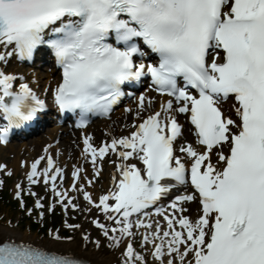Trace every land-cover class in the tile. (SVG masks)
Segmentation results:
<instances>
[{
    "label": "snow or ice",
    "instance_id": "6c2138e0",
    "mask_svg": "<svg viewBox=\"0 0 264 264\" xmlns=\"http://www.w3.org/2000/svg\"><path fill=\"white\" fill-rule=\"evenodd\" d=\"M42 45L52 50L62 68L54 102L61 112L79 110L80 127L89 114L108 115L124 95L121 86L144 76H150V88L173 98L161 105V111L134 124L129 135L99 147L91 143V136L84 137L83 155L90 158L96 177L102 169L98 160L109 153L120 160L113 187L98 202L77 184L83 168L73 166L71 174L70 190L82 191L89 205L117 225L110 228L92 220L112 242L110 247H119L125 236L133 235L134 215L155 206L175 185L190 182L194 191L176 197L170 214L157 209L167 227L157 222L155 230L143 236V244L152 245L154 259L159 264H264V0H0V46L12 48L0 54V62L13 53L30 60ZM149 54L158 57L155 63L136 61ZM17 80L23 77L0 70V119L7 122L0 126V143L12 128L45 108L27 83L14 89ZM229 98H234L236 119L223 109ZM146 101L151 103L145 94L138 97L140 111ZM180 114L194 126L199 146L185 143L178 149L190 166L177 154ZM45 159L47 166L40 168ZM26 179L32 185L41 180L50 184L58 198L55 203L63 209L79 208L69 190H59L56 182L64 180V173L51 155L32 162ZM21 187L16 185L17 197ZM41 199L37 208L44 207ZM197 199L200 214L193 220L182 205ZM65 226L80 228L67 222ZM136 226L153 227L141 221ZM123 257V264H147L130 241ZM0 264L94 262L0 238Z\"/></svg>",
    "mask_w": 264,
    "mask_h": 264
},
{
    "label": "bare ground",
    "instance_id": "6f19581e",
    "mask_svg": "<svg viewBox=\"0 0 264 264\" xmlns=\"http://www.w3.org/2000/svg\"><path fill=\"white\" fill-rule=\"evenodd\" d=\"M4 51L5 54L9 51H12L11 47L5 48L4 46H0V52ZM21 67L16 63H12L10 65V68L13 69L11 72H6L9 74L16 75L17 77H23V80H17V82H25L28 79V75H30L28 72L23 71V67L19 68L21 72H14L16 68ZM7 68V67H6ZM0 70H3V66L0 65ZM4 71V70H3ZM55 73V70H49L48 73L46 74V81L44 82L43 88L41 92L39 93L41 97L44 98V96L48 95V93L55 87L56 82L58 80V75L54 76L53 74ZM57 73V72H56ZM31 83L38 88L39 82L37 80V76L30 78ZM41 81V80H40ZM42 86V85H41ZM52 88V89H51ZM138 92V93H137ZM136 97L134 101L128 102L122 112H118L117 115L115 116L114 119H102L100 121H97L93 123L95 125L94 129H91V125H88L85 129L81 130H75V129H69V128H64V127H58L55 126L51 129H49V132L44 135H40L39 137L33 138L31 141L28 143L22 141L21 144L16 146L12 142H7L5 144V147H10L11 151L13 153V160H11V167L9 169H6L7 172H13L16 174L17 172L21 173L23 176L22 178L26 179V173L28 172L29 167L32 164V160L35 158H26L24 160V168H21L19 165V162L21 160H18L20 154H23L27 152L28 154L33 153V152H38V157L51 155L54 153L55 149L53 150V144L59 145V142L57 141L58 138H60V143L63 146L59 151V155H57V158H55V164L57 166L62 167L63 171L65 169L68 170V182L64 187H62L61 191L64 190H69L70 196H77L79 204L84 202L85 204V209L90 208L91 211H85L83 213V221L81 222L80 228L78 230V235L83 237V243L80 247L77 246V241L76 239L74 240H55L53 239L52 236H50L47 239H42L39 236L29 234L27 232H22L18 231L15 228H11L8 226H4L0 224V238H9L13 239L17 242H25V243H30L33 244L34 246H39L43 247L46 250H58L61 253H70V254H75V256L78 257H86L89 260L93 261L94 264H123V259L122 254L124 251V248L126 244L130 242H135L133 236H125L122 240V243L120 244L119 247H110L109 245L112 243L109 241L106 237H104L101 234V230L99 229V233H96L94 229H91L87 226L86 223L92 222L93 219H99L101 222L107 224L110 228L111 227H117V225L112 222V221H107L104 219V213L101 212L100 210L92 207L91 205L88 204L86 200H84L83 197L78 196V191H71V185H72V171L73 166L83 168V172L81 173V179L77 181V184H83L84 189L91 193L92 197L94 200L98 202L99 196L105 194L108 189L113 187V182L111 180V177L115 175H119L116 172V167L115 164L119 163V157L116 156L114 153H110L109 159L106 157L103 161H97L98 164L102 165L101 169V175L96 177L95 173L93 171V165L90 162V158H86L85 155H83V151L81 147L84 145L83 140L85 136H91L92 140L91 143L94 146L99 147L101 144L110 142L112 138L114 137H121V136H126L128 135V132L131 129H127V127L131 124H136L140 118H141V113H153L156 111L160 105L166 103L167 100L171 99L170 97L166 95H158L155 94L153 91H151L148 88H143L140 91H137ZM141 94H145L146 97L151 101L150 104L147 103L146 101V107L145 110L140 111L138 108V97ZM232 102L230 99L223 105V109L226 112L231 113L233 116V108H232ZM151 108H154L152 111H149ZM126 109H131V111H127ZM120 111V110H119ZM116 112V111H115ZM139 113V115H137ZM114 114V111H112L109 116H112ZM183 115H180V121L183 124L184 130H188L187 127H191V125L186 122V117L185 120L183 118ZM129 128V127H128ZM77 132V133H76ZM183 137L184 140L177 146V154L181 155L182 158L186 161L189 162L188 158L184 156V154L179 153L178 149L181 145L185 143H190L194 147H199L196 144V136L194 135L193 129H191V132L189 131H183ZM80 144V151L78 153H75L74 148H77V145ZM47 148V152H45V149ZM57 148V147H56ZM53 150V151H52ZM225 152V147L223 149ZM44 155H43V154ZM52 156V155H51ZM35 157V156H34ZM218 157L216 156L215 152L212 154V161L215 163L217 161ZM4 160V159H3ZM9 162V163H10ZM34 162V161H33ZM139 165L138 161H133ZM6 164V163H5ZM46 165V159L41 161L40 168H44ZM7 168V167H6ZM83 177H87V179H84ZM27 180V179H26ZM59 180V179H58ZM57 180V182H59ZM91 180L92 183L89 184L88 181ZM42 181V180H41ZM28 182V180H27ZM56 182V183H57ZM29 183V182H28ZM20 184L19 182L13 184V189L14 191H18L16 188V185ZM49 188H51V185H48ZM83 196V195H82ZM84 200V201H83ZM185 205H188V203H184ZM183 204V205H184ZM182 205V206H183ZM184 205V206H185ZM183 206V207H184ZM198 205L196 206L195 204H189V207L187 208V212L184 214L189 216L191 219H196L198 216ZM154 228L147 229L145 227H139L141 234L146 235L148 234L149 231H154L155 230V225L157 222L161 225L162 228H166L167 224L166 221H164L163 216L158 217L157 220H154ZM133 227H136V222H133ZM89 225V224H88ZM14 227V226H13ZM96 230V229H95ZM98 232V231H97ZM87 235L89 237L88 241L84 240V236ZM110 235H113L110 232ZM115 235H119V233H116ZM143 239V238H142ZM78 240V239H77ZM96 241H99L100 247L96 246ZM159 242V241H157ZM107 244V245H106ZM148 250L149 253L152 257V262L150 264H159V261H156L154 257L152 256V245H148ZM167 256H165V260H167ZM179 264V262H177Z\"/></svg>",
    "mask_w": 264,
    "mask_h": 264
},
{
    "label": "rangeland",
    "instance_id": "374dc122",
    "mask_svg": "<svg viewBox=\"0 0 264 264\" xmlns=\"http://www.w3.org/2000/svg\"><path fill=\"white\" fill-rule=\"evenodd\" d=\"M10 63H11V61H8L7 64H5V65L3 64V66H4L3 70L9 71L8 66L10 65ZM19 68H22V67L16 68L14 72H16V73L21 72ZM11 70H13V69H11ZM23 71L28 72L30 74V75H28V77L30 76V78L37 76V80L42 81V86H40V90L43 88L44 82L47 79L46 78V74L48 73L47 68L40 69V68H31L30 67L27 69V71L24 69H23ZM153 109L154 108H151L149 111H152ZM116 115H117V112L114 113L111 118L114 119ZM132 126L133 125L128 126L129 128L127 127V129H130ZM51 128H53V127L46 129V131L44 133H40V134L30 138V139H27L25 142L28 143L29 141H31L35 137H39L40 135L47 134V132H49V129H51ZM57 141L59 142V145L53 144V150L55 149L54 152H56V153H58L57 151L59 149L63 148V146L60 143V141H61L60 138H58ZM182 141H183V139H182ZM12 143L15 144L16 146L17 145L19 146L21 144L20 142H18V143L12 142ZM10 151H11L10 147L0 146V164L5 166L4 169H0V182H2V183H0V190L4 191V189H7V192L9 193L10 198H11V200L9 202H8V200H5L4 202L0 203V224H2L4 226L11 227V228H15L18 231H22V232L25 231L29 234L39 236L42 239L49 238L51 236V235H49L50 232L53 234L58 233V235L61 236L62 238L71 237V240L76 239V241L78 243L77 246L80 247L83 243V237L79 236L77 234L79 229H70V228L65 226V222H67V224H78V225L81 224V222L83 221L82 215H83L84 209H85L84 208L85 207L84 202L79 204L77 196H73L74 197L73 203L78 204L79 208L73 209V208L69 207L67 210H65V209H63V207L60 204L55 203L58 198L55 197L51 188H49L47 185H45L42 181H40V184H38L36 186L30 185V184L28 185L27 182L25 181V179L22 178L23 176L21 175V173L17 172L16 174H14L13 172H7L6 169H9L11 167L10 161L14 159L13 158L14 155ZM74 151H75V153H78L80 151V144L77 145V148H74ZM82 151L84 152V149H82ZM38 154H39L38 152H33L30 154L25 152L23 154H20V156L18 158V160H21L19 162L20 167L23 168L22 165L25 163L24 160L26 158L31 159L33 156V158L36 159L38 157ZM109 157H110V154L107 155L108 159H109ZM64 171H65L64 180L62 182L59 181L57 183L59 186V190H61L62 187H64L66 185V183L68 182V170L66 169ZM17 182H19L20 185L22 186L20 197L16 196L17 191L15 192L13 189V184L17 183ZM84 190H86V188ZM30 192H34V193H36V195H31ZM78 192H79L78 196L83 197L82 196L83 192L82 191H78ZM69 195H70V192H69ZM23 198L25 199V201L32 200L29 206H24V205L21 206V201H23ZM38 199H41V203L44 205L43 208H37L35 206L36 201ZM13 201L16 203V205H14ZM190 204L193 205V203H190ZM50 205H55L54 210L51 212L48 211V208ZM187 207H189V206L187 205ZM29 209H31V212H29ZM42 212H43V216H41ZM51 220H53V221L56 220L57 223L53 224ZM34 222L38 224V227L40 228L39 231L31 229L30 224L34 223ZM46 224H48V225L44 231L42 227ZM86 224L89 228H91V226H92L91 229L95 228L96 230L94 229V231L96 233H99V229L96 228L95 225L92 224V222H88ZM50 226H52V227H50ZM132 233H133V230H132ZM63 240L70 241L68 239H63ZM137 244H138V247L140 249H135L136 252H138L140 255L144 256L145 259L147 260L148 264L151 263L150 253L148 254L147 252H144L145 250L149 252L148 247L147 248H141L140 243H137ZM122 258H124L123 254H122Z\"/></svg>",
    "mask_w": 264,
    "mask_h": 264
},
{
    "label": "trees",
    "instance_id": "16d2710c",
    "mask_svg": "<svg viewBox=\"0 0 264 264\" xmlns=\"http://www.w3.org/2000/svg\"><path fill=\"white\" fill-rule=\"evenodd\" d=\"M5 200H8V202L11 200L9 193L7 192V190L0 191V203L4 202ZM13 203H14V205H16V203L14 201H13ZM52 223L55 224V223H57V221L56 220L55 221L52 220ZM30 227H31L32 230H36V231L40 230V228L38 227V224L35 223V222L31 223ZM46 227H47V224L42 227L44 231H45Z\"/></svg>",
    "mask_w": 264,
    "mask_h": 264
}]
</instances>
